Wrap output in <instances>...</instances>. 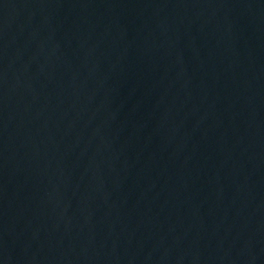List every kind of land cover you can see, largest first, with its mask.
<instances>
[{
    "label": "water",
    "instance_id": "1",
    "mask_svg": "<svg viewBox=\"0 0 264 264\" xmlns=\"http://www.w3.org/2000/svg\"><path fill=\"white\" fill-rule=\"evenodd\" d=\"M0 264H264V0H0Z\"/></svg>",
    "mask_w": 264,
    "mask_h": 264
}]
</instances>
